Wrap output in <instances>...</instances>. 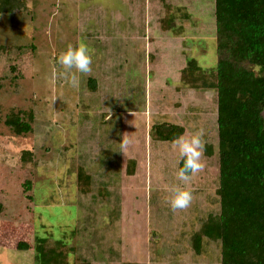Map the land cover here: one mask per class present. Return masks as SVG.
<instances>
[{"label": "rangeland", "instance_id": "374dc122", "mask_svg": "<svg viewBox=\"0 0 264 264\" xmlns=\"http://www.w3.org/2000/svg\"><path fill=\"white\" fill-rule=\"evenodd\" d=\"M25 1L0 15V264H38L37 238L62 240L67 264H219L218 246L203 256L191 249L193 232L219 211L218 159L203 148V168L186 185L192 202L173 211L181 157L151 132L164 122L186 138L203 130L204 147L217 150L216 94L179 90L189 59L217 65L215 0ZM80 43L92 71L72 88L57 57ZM17 111L34 113L31 133L4 124ZM80 168L91 177L87 195Z\"/></svg>", "mask_w": 264, "mask_h": 264}, {"label": "trees", "instance_id": "16d2710c", "mask_svg": "<svg viewBox=\"0 0 264 264\" xmlns=\"http://www.w3.org/2000/svg\"><path fill=\"white\" fill-rule=\"evenodd\" d=\"M24 2L0 0V15L22 10L20 3ZM175 19L172 15L163 20V30L169 31ZM215 22V68L204 69L189 59L180 73L179 90L216 94L217 150L214 153L212 146L206 145L204 153L218 159L215 194L219 211L208 214L193 232L191 249L203 256L214 244L218 246L219 264H264V0H215ZM4 50L0 46V52ZM97 84L95 78L87 80L93 93ZM33 122L32 111H17L10 113L4 124L22 136L33 131ZM151 132L161 143L173 145L176 137L185 134V128L164 122L152 125ZM21 160L31 163L32 152L23 151ZM182 164L180 158L178 171ZM77 183L80 193L87 195L91 177L82 168L78 169ZM24 185L29 192L31 181ZM2 208L0 204V213ZM17 248L29 246L19 243ZM64 248L62 240L48 245L46 238H37L35 261L67 264Z\"/></svg>", "mask_w": 264, "mask_h": 264}, {"label": "clouds", "instance_id": "9594fccd", "mask_svg": "<svg viewBox=\"0 0 264 264\" xmlns=\"http://www.w3.org/2000/svg\"><path fill=\"white\" fill-rule=\"evenodd\" d=\"M57 64L62 69L59 75L67 81L70 87L78 88L80 75H87L92 71L90 50L83 43L77 46L70 44L58 55ZM202 137L203 130H198L191 137L186 138L181 135L173 140V147L178 150L183 161L182 167L177 173V178L185 185L183 187L174 185L171 188L172 198L169 203L173 211L186 209L192 202V192L186 185L191 177L203 168L201 157L204 143ZM127 143L128 141L123 137L120 143L121 147L123 148Z\"/></svg>", "mask_w": 264, "mask_h": 264}, {"label": "crops", "instance_id": "0c3cea01", "mask_svg": "<svg viewBox=\"0 0 264 264\" xmlns=\"http://www.w3.org/2000/svg\"><path fill=\"white\" fill-rule=\"evenodd\" d=\"M25 1V0H24ZM26 2V1H25Z\"/></svg>", "mask_w": 264, "mask_h": 264}]
</instances>
